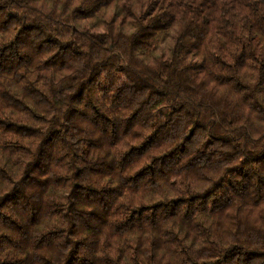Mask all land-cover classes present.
I'll list each match as a JSON object with an SVG mask.
<instances>
[{"label":"clouds","instance_id":"9594fccd","mask_svg":"<svg viewBox=\"0 0 264 264\" xmlns=\"http://www.w3.org/2000/svg\"><path fill=\"white\" fill-rule=\"evenodd\" d=\"M0 264H264V0H0Z\"/></svg>","mask_w":264,"mask_h":264}]
</instances>
